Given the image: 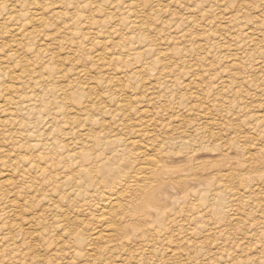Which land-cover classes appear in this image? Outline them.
Returning <instances> with one entry per match:
<instances>
[{"label":"rangeland","instance_id":"1","mask_svg":"<svg viewBox=\"0 0 264 264\" xmlns=\"http://www.w3.org/2000/svg\"><path fill=\"white\" fill-rule=\"evenodd\" d=\"M129 1L0 0V264H264V0Z\"/></svg>","mask_w":264,"mask_h":264},{"label":"bare ground","instance_id":"2","mask_svg":"<svg viewBox=\"0 0 264 264\" xmlns=\"http://www.w3.org/2000/svg\"><path fill=\"white\" fill-rule=\"evenodd\" d=\"M20 1V0H19ZM24 1V0H23ZM29 1V0H28ZM132 1V2H131ZM131 1H129V3L131 2V4H133V1L134 0H131ZM179 1V0H178ZM221 1H223V0H221ZM225 1V0H224ZM15 2V1H14ZM27 2V1H26ZM135 3V2H134ZM22 4H23V2H22ZM41 4V3H40ZM98 4V3H97ZM25 5H26V3H25ZM134 5V4H133ZM22 6V5H21ZM146 6V5H145ZM134 7V6H133ZM136 7V6H135ZM244 7V6H243ZM246 8V7H245ZM23 9V8H22ZM129 9H131V8H129ZM133 9H135V8H133ZM3 10H5V9H3ZM25 10V9H24ZM142 10V9H141ZM15 11H17V10H15ZM135 11H136V9H135ZM194 11V10H193ZM12 12H14V10L12 11ZM22 12V13H21ZM21 12L20 11H17L16 13H12V14H10V13H8L7 15H8V17H9V20H23V18H22V15L24 14V15H26V13H28V12H24L23 13V11L21 10ZM35 12H37L36 10H35ZM62 12V11H61ZM132 12V11H131ZM34 13V12H33ZM55 13H57V12H55ZM2 14V13H1ZM228 14H230V13H228ZM138 15V14H137ZM208 15V14H207ZM234 16H231L230 15V19L229 20H227V21H230L231 23L232 22H234L235 20H236V17H235V14H233ZM36 16H38V14L37 15H34L33 17H32V20H34L33 18H35ZM117 16V15H116ZM61 17V16H60ZM135 17V16H134ZM197 17V16H196ZM201 17H202V15H201ZM261 17V16H260ZM39 21H40V19H45V18H43L42 17V15L41 16H39V17H36ZM58 18V17H57ZM238 18V17H237ZM5 19V18H4ZM31 19V18H30ZM118 19V18H117ZM135 26H138V28H139V26H142L143 24H144V21L142 20V19H139V16H136L135 17ZM224 19V18H223ZM239 19V18H238ZM244 19V18H243ZM7 20V19H6ZM14 20V21H15ZM13 21V22H14ZM38 21V22H39ZM130 21V20H129ZM180 21V20H179ZM178 21V22H179ZM41 22H43V21H41ZM125 22V21H124ZM196 23V22H195ZM194 23V24H195ZM229 23V22H228ZM42 24V23H41ZM23 25V24H22ZM133 25V24H132ZM145 25V24H144ZM249 25V24H248ZM83 26V25H82ZM235 26V25H234ZM238 26V25H237ZM115 27V26H114ZM17 28H19V27H17ZM16 28V29H17ZM141 28V27H140ZM185 28V27H184ZM91 29V28H90ZM186 29V28H185ZM228 29V28H227ZM245 29V28H244ZM257 29V28H256ZM115 30V29H114ZM187 30V29H186ZM198 30V29H197ZM19 31V30H18ZM28 31V30H27ZM251 31V30H250ZM260 32V31H259ZM50 33V32H49ZM110 33V32H109ZM228 33V32H227ZM250 33V32H249ZM184 35V34H183ZM186 35V34H185ZM236 35V34H235ZM113 36V35H112ZM111 36V37H112ZM192 36V35H191ZM204 36V35H203ZM234 36V35H233ZM77 37V36H76ZM179 37V36H178ZM188 37V36H187ZM190 37V36H189ZM212 37V36H211ZM218 37V36H217ZM221 37V36H220ZM257 37V36H256ZM186 38V37H185ZM196 38V37H195ZM204 38V37H203ZM225 38V37H224ZM67 39V38H66ZM187 39V38H186ZM219 39V38H218ZM151 40V39H150ZM179 40V39H178ZM259 40V39H258ZM11 41V40H10ZM41 41V40H40ZM219 41V40H218ZM6 42V41H5ZM15 42V41H14ZM84 42V41H83ZM192 42V41H191ZM20 43V42H19ZM197 43V42H196ZM225 43L226 42H224V45H225ZM193 44V43H192ZM250 44V43H249ZM20 45V44H19ZM18 45V43H17V46H19ZM150 45H152V44H150ZM222 45H223V43H222ZM206 46V45H205ZM23 47H24V45H23ZM33 47V46H32ZM58 47V46H57ZM212 47V46H211ZM228 47H229V43H228ZM234 47V46H233ZM21 48V47H20ZM81 48V47H80ZM208 48V47H207ZM226 48H227V45H226ZM235 48V47H234ZM237 48V47H236ZM16 49V48H15ZM32 49V48H31ZM46 49V48H45ZM228 49V48H227ZM240 49V48H239ZM254 49V48H253ZM26 50V49H25ZM40 50V49H39ZM168 50V49H167ZM17 51V50H16ZM15 51V52H16ZM21 51V50H20ZM23 51V50H22ZM37 51V50H36ZM41 51V50H40ZM162 51V50H161ZM204 51V50H203ZM18 52V51H17ZM29 52H30V50H29ZM186 52V51H185ZM197 52V51H196ZM21 53H25V52H21ZM38 53V52H37ZM77 53V52H76ZM229 53V52H228ZM30 54V53H29ZM28 54V55H29ZM36 54V53H35ZM41 54V53H40ZM162 54V53H161ZM163 54H164V52H163ZM170 54V53H169ZM233 54V53H232ZM15 54H7V56H8V59L6 60V62L9 60V58L10 59H12V57L14 56ZM17 55V54H16ZM22 55V54H21ZM21 55H19V57L21 56ZM25 56V55H24ZM229 56H231V58L233 57L232 55H229ZM2 57V56H1ZM26 57V56H25ZM35 57V56H34ZM36 57H38L37 55H36ZM4 58V57H3ZM22 58H24V57H22ZM32 58V57H31ZM172 58V57H171ZM226 58V57H225ZM16 60H17V58H15ZM14 59V62H13V64H15V60ZM13 60V59H12ZM27 60V59H26ZM101 60V59H100ZM205 60V59H204ZM17 61H19V59L17 60ZM28 62L30 61V60H27ZM72 61V60H71ZM83 61V60H82ZM175 61V60H174ZM198 61V60H197ZM196 61V62H197ZM233 61V60H232ZM43 62V61H42ZM109 62V61H108ZM153 62H155L156 64L158 63V60H157V58L153 61ZM161 62V61H160ZM20 63H21V61L20 62H18V66H21L20 65ZM27 63V62H26ZM171 63H173V62H171ZM41 64V63H40ZM156 64H154V65H156ZM236 64V63H235ZM235 64H232V65H235ZM12 65V64H11ZM50 65V64H49ZM15 66V65H14ZM29 66V65H28ZM22 67V66H21ZM53 67V66H52ZM6 68V67H5ZM18 68H20V67H18ZM23 68V67H22ZM9 69V68H8ZM3 69H0V72H4V71H2ZM19 70V69H18ZM23 70H24V68H23ZM23 70H21V73H22V71ZM84 70V69H83ZM82 70V71H83ZM58 71V70H57ZM14 72V71H13ZM24 72V71H23ZM140 72V71H139ZM8 72L7 71H5L3 74H7ZM15 73V72H14ZM80 73V72H79ZM82 73V72H81ZM10 74V73H9ZM16 74V73H15ZM14 74V75H15ZM24 74V73H23ZM22 74V75H23ZM27 74H28V72H27ZM32 74V73H31ZM31 74H30V76H31ZM35 74V73H34ZM115 74V73H114ZM20 74H17L16 75V78L19 76ZM26 75V74H25ZM46 75V74H45ZM44 75V76H45ZM66 75V74H65ZM76 75V74H75ZM81 75V74H80ZM41 76V75H40ZM68 76V75H67ZM4 77V76H3ZM15 77V76H14ZM24 78V77H23ZM22 78V76H21V79H23ZM25 78H27V77H25ZM30 78V77H29ZM35 78V77H34ZM33 78V79H34ZM41 78H43V77H41ZM52 78V77H51ZM55 78H56V76H55ZM113 78V77H112ZM20 79V80H21ZM32 79V80H33ZM45 79H46V76H45ZM119 79V78H118ZM150 79V78H149ZM172 79V78H171ZM25 80V79H24ZM31 80V79H30ZM35 80H38V79H36L35 78ZM43 80V79H42ZM121 80V79H120ZM19 81V80H18ZM39 81V80H38ZM41 81V80H40ZM39 81V82H40ZM160 81V80H159ZM172 81V80H171ZM38 82V83H39ZM54 82V81H53ZM26 83H27V81H26ZM25 83V84H26ZM29 83V82H28ZM36 83V82H35ZM69 83V82H68ZM107 83V82H106ZM121 83V82H120ZM192 83H193V81H192ZM1 84V83H0ZM32 84V83H31ZM30 83H29V86L31 85ZM37 84V83H36ZM35 84V85H36ZM41 85H43L42 83H40ZM54 84V83H53ZM118 84V83H117ZM116 84V85H117ZM19 85V84H18ZM23 85V84H22ZM27 85V84H26ZM40 85V86H41ZM47 85V84H46ZM99 85V84H98ZM172 85V84H171ZM199 85V84H198ZM197 85V86H198ZM6 86V85H5ZM28 86V85H27ZM33 86H34V84H33ZM60 86V85H59ZM65 86V85H64ZM97 86V85H96ZM168 86V85H167ZM173 86V85H172ZM196 86V87H197ZM229 86V85H228ZM21 88H22V86H20ZM23 87H26V86H23ZM32 87V86H31ZM37 87H39V86H37ZM92 87V86H91ZM98 87V86H97ZM100 87V86H99ZM188 87V86H187ZM227 87V86H226ZM8 88H11V90L14 88V85L13 86H10V87H8ZM8 88H6V89H8ZM15 88H17V85L15 86ZM14 88V89H15ZM20 88V89H21ZM57 88V87H56ZM62 87H60V89H61ZM72 88V87H71ZM233 88V87H232ZM80 89V88H79ZM167 89V88H166ZM228 89V88H227ZM226 89V90H227ZM37 90V89H36ZM62 90V89H61ZM115 90V89H114ZM155 90V89H154ZM159 90V89H158ZM1 91V90H0ZM7 91V90H6ZM13 91V90H12ZM16 92H17V90H15ZM31 91L33 92V91H35V89L34 90H32L31 89ZM38 91V90H37ZM63 91V93H64V95H65V97L64 98H68V96L70 97V94H69V92L67 93L65 90H62ZM78 91V90H77ZM85 91V90H84ZM88 91V90H87ZM227 91H229V90H227ZM3 92V91H2ZM1 92V93H2ZM14 92V91H13ZM21 92V91H20ZM20 92H19V94H20ZM40 92V91H39ZM45 92V94L48 92V91H44ZM50 92V91H49ZM108 92V91H107ZM116 92V91H115ZM203 92V91H202ZM10 93H12V92H10ZM15 93V92H14ZM22 94H23V91L21 92ZM25 93V92H24ZM27 93V92H26ZM25 93V94H26ZM36 93V92H35ZM38 93V92H37ZM43 93V92H42ZM58 93V92H57ZM59 93H60V91H59ZM62 93V94H63ZM74 94V90H73V92H71V94ZM76 93V92H75ZM21 94V95H22ZM29 94V93H28ZM39 94V93H38ZM41 94V93H40ZM51 94H54V93H51ZM61 94V93H60ZM72 94V95H73ZM102 94V93H101ZM118 94V93H117ZM144 94V93H143ZM193 94V93H192ZM10 95V94H9ZM15 95H17V94H15ZM14 94H12V96H10V97H8V98H6V100H4L5 102H4V106L1 108V110L5 113V112H8V117H6L10 122H12V123H17V119H19V115L17 116V115H15V117H14V113H16L17 112V110H14L13 108H18V107H21V105H25V103L27 102L26 100H25V97L24 96H20L19 98H17L16 99V96H15ZM30 95V94H29ZM33 95V94H32ZM43 95H44V93H43ZM49 95V94H48ZM59 95V94H58ZM57 95V96H58ZM63 95V96H64ZM104 95V94H103ZM197 95V94H196ZM35 96V95H34ZM45 96V95H44ZM60 96L61 95H59V97H57V98H59L60 99ZM106 96V95H105ZM146 96V95H145ZM36 97V96H35ZM38 98H39V96H37ZM41 97V96H40ZM56 97V96H55ZM72 98H74V96H71ZM70 97V98H71ZM80 97H81V95H80ZM91 97V96H90ZM102 97V96H101ZM112 97V96H111ZM195 97V96H194ZM29 98V97H28ZM37 98V99H38ZM52 98H54L53 96L51 97V99ZM56 98V99H57ZM62 99H64L63 97H61ZM76 98V97H75ZM108 98V97H107ZM106 98V99H107ZM110 98V97H109ZM207 98V97H206ZM48 100V101H51V102H49V103H52V100ZM91 99V98H90ZM113 99V98H112ZM40 100V99H39ZM39 100H38V102H39ZM104 100V99H103ZM110 100H111V98H110ZM32 101V100H31ZM30 101V102H31ZM47 101V102H48ZM70 101V100H69ZM91 100H89L88 101V103L90 102ZM92 101H93V99H92ZM122 101V100H121ZM37 102V101H36ZM83 102V101H82ZM84 102H86V100L84 101ZM32 103V102H31ZM43 103V102H42ZM65 103V102H64ZM86 104V106H89L87 109L89 110V109H92V107H95L94 109H96V107L99 105H96V102L95 103H93L92 102V104L91 103H89V104ZM108 103V102H107ZM112 103V102H111ZM131 103V102H130ZM149 103V102H148ZM154 103V102H153ZM110 104V103H109ZM123 104V103H122ZM73 105V104H72ZM118 105H120V102H119V104ZM51 106H53V103H52V105ZM60 106V105H59ZM67 106V105H66ZM76 106V105H75ZM75 106H74V108H75ZM121 106V105H120ZM127 106V105H126ZM154 106V105H153ZM156 106V105H155ZM154 106V107H155ZM162 106V105H161ZM39 107H42V106H39ZM43 107H44V105H43ZM76 107H78V106H76ZM99 107V106H98ZM104 107H106V106H104ZM112 106H110L109 108H105V110L103 109V112L102 113H104V115H107V114H110V118L111 119H114L115 117H117V115L120 113V112H122L123 110H125V108L121 111H119L118 109H113L114 107H116V105H114V107H112ZM163 107V106H162ZM198 107V106H197ZM38 108V107H37ZM36 108V109H37ZM50 108V107H49ZM54 108V107H53ZM57 108V107H56ZM83 108V107H82ZM82 108H79V109H82ZM86 108V107H85ZM100 108V107H99ZM98 108V109H99ZM101 108H103L102 107V105H101ZM100 108V109H101ZM121 108H123L122 106H121ZM137 108V107H136ZM153 108V107H152ZM20 109V108H19ZM18 109V110H19ZM47 109V108H46ZM155 109V108H154ZM159 109V108H158ZM11 110V111H10ZM23 110H25V112H26V110H35L34 109V105H33V107L32 106H29V107H26L25 109L23 108L21 111H23ZM41 110V109H40ZM44 110V109H43ZM149 110V109H148ZM1 111V112H2ZM48 111H50V109L48 110ZM100 111V110H99ZM2 112V113H3ZM41 112V111H40ZM39 112V110H38V114L40 113ZM44 112V111H43ZM51 112V111H50ZM49 112V113H50ZM86 112H88V111H86ZM90 112V111H89ZM140 112V111H139ZM148 112V111H147ZM190 112V111H189ZM192 112V111H191ZM20 113V112H19ZM68 113V112H67ZM160 113V112H159ZM63 114V113H62ZM143 114V113H142ZM145 114V113H144ZM143 114V115H144ZM151 114V113H150ZM153 115V114H152ZM11 116V117H10ZM20 116H21V114H20ZM46 116H47V114H46ZM57 116H60V115H57ZM56 116V117H57ZM89 116V115H88ZM127 116V115H126ZM264 116V115H263ZM37 117V116H36ZM42 117H44V116H42ZM54 117V116H53ZM65 117H66V115H65ZM70 117V116H69ZM86 117V116H85ZM105 117V116H104ZM125 117V116H124ZM139 117V116H138ZM142 117V116H141ZM141 117H139V118H141ZM204 117V116H203ZM27 118H29V117H27ZM55 118V117H54ZM57 119V118H56ZM71 119V118H70ZM76 119V118H75ZM88 119V123L90 122V123H96V124H103V123H105V121H107V120H104L103 119V117H101V118H95V114L94 115H92L91 114V116H90V118L88 117L87 118ZM147 119V118H146ZM151 119V118H150ZM162 119V118H161ZM164 119V118H163ZM7 120V121H8ZM124 120V119H123ZM149 120V119H148ZM157 120V119H156ZM1 121H3L2 119H0V122ZM53 121H54V119H53ZM57 121V120H56ZM67 121V120H66ZM108 121H110V120H108ZM119 121V120H118ZM26 122V121H25ZM70 122H72V121H70ZM4 123L5 122H2V125H4ZM11 123V124H12ZM69 123V122H68ZM87 123V124H88ZM116 123H118V122H116ZM10 124V123H9ZM28 124V123H27ZM32 124V123H31ZM86 124V125H87ZM163 124V123H162ZM122 125V124H121ZM132 125V124H131ZM143 125V124H142ZM160 125V124H159ZM75 126H77V125H75ZM119 126V125H118ZM195 126V125H194ZM122 127V126H121ZM131 127V126H130ZM151 127V126H150ZM1 128V127H0ZM106 128V127H105ZM125 128V127H124ZM2 129V128H1ZM20 129V128H19ZM88 129V128H87ZM91 129V128H90ZM89 129V130H90ZM108 129V128H107ZM31 130V129H30ZM154 130V129H153ZM2 131V130H1ZM24 131H25V129H24ZM138 131V130H137ZM145 131V130H144ZM30 132V131H29ZM67 132H69V131H67ZM83 132V131H82ZM90 132V131H89ZM136 132V131H135ZM71 133V132H70ZM86 133H88L87 131H86ZM145 133H147V132H145ZM166 133V132H165ZM1 134V133H0ZM4 134V133H3ZM79 134H80V132H79ZM84 134V133H83ZM82 134V135H83ZM123 134V133H122ZM157 134V133H156ZM127 135H129V134H127ZM126 135V136H127ZM145 135V134H144ZM74 136V135H73ZM79 136V135H78ZM84 136V135H83ZM87 136V135H86ZM114 136V135H113ZM117 136V135H116ZM115 136V137H116ZM81 137V136H80ZM94 137V136H93ZM129 137V136H128ZM131 137V136H130ZM95 138V137H94ZM97 138V137H96ZM121 138V137H120ZM124 138V137H123ZM133 138V137H132ZM159 138V137H158ZM27 139V138H26ZM45 139V138H44ZM69 139H70V137H69ZM77 139V138H76ZM82 139V138H81ZM87 139V138H86ZM24 140V139H23ZM85 140V139H84ZM92 140V139H91ZM138 140L139 139H137V142H138ZM159 140V139H158ZM45 141H47V138H46V140ZM44 141V142H45ZM51 141V140H50ZM78 141V140H77ZM94 141V140H93ZM92 141V142H93ZM96 141V140H95ZM99 141H101V140H99ZM111 141V140H110ZM153 141V140H152ZM81 142H83V141H81ZM90 142V141H89ZM114 142H115V140H114ZM124 142V141H123ZM122 142V143H123ZM126 142V141H125ZM137 142L136 141H130V142H128V143H130V144H133V145H135V143L137 144ZM146 142V141H145ZM168 142V141H167ZM83 143H85V141L83 142ZM82 143V144H83ZM94 143V142H93ZM118 143V142H117ZM121 143V142H120ZM122 143H121V145H122ZM141 143V142H140ZM148 143V142H147ZM53 144H54V142H53ZM126 144V143H125ZM155 143H152V145H154ZM50 145H52V144H50ZM55 145V144H54ZM74 145V144H73ZM143 145H144V143H143ZM60 146V145H59ZM118 146H120V145H118ZM123 146H125V145H123ZM157 146H160V145H157ZM135 147V146H134ZM141 147V146H140ZM147 147V146H146ZM149 147V146H148ZM136 148V147H135ZM154 148H155V145H154ZM160 148V147H159ZM117 149V148H116ZM142 149V148H141ZM81 150V149H80ZM136 150H138V149H136ZM150 150H152V149H150ZM90 151V150H89ZM142 151V150H141ZM144 151V150H143ZM158 151H161L160 149H158ZM136 152V151H135ZM138 152V151H137ZM157 152V151H156ZM145 154L147 153V151L146 152H144ZM136 154V153H135ZM140 156L142 157V159H144L146 162H147V164L149 165H147V166H145V165H140V167L138 168V171H141V172H146V170H148L147 171V173H150L151 171H153V176L155 177H157V175H159L160 176V174H162L163 173V171L165 170V167L162 165V166H160V165H158V163H157V161L158 160H155L154 159V161H151V158H149V157H143L141 154H140ZM140 156L139 155H136V157L135 156H133L134 158H140ZM145 156H147V155H145ZM150 156V155H149ZM155 156V155H154ZM96 159V158H95ZM53 160V159H52ZM85 161H88V162H90L89 161V158H88V154L85 156V159H84ZM95 161L96 160H93L91 163L93 164V163H95ZM52 162V161H51ZM83 163V162H82ZM81 163V165L84 167V166H86L87 164H86V162H84L86 165H84V164H82ZM91 163H88V164H90V166L88 165V166H86L85 168H83L82 169V171L84 172L83 174H85V175H88V173H89V175H91V173H93L94 172V167H96V165L95 164H93L92 166H91ZM55 165V164H54ZM80 166V165H79ZM98 167V166H97ZM96 167V168H97ZM80 168V167H79ZM97 170V169H96ZM95 170V171H96ZM80 171V170H79ZM93 171V172H92ZM165 172V171H164ZM93 175V174H92ZM161 176H163V174L161 175ZM83 177H84V175H83ZM171 177V176H170ZM177 177V176H176ZM91 181H92V183H94L95 182V178L94 177H92L91 176ZM94 178V179H93ZM169 178V177H168ZM148 179H149V175H145L144 176V179H142V181L144 182V185H140V191L142 190L143 191V193H144V197L141 199V201H140V203L139 204H136V206H135V208H134V212L135 213H137V212H141V211H144V209H145V207H147L148 206V204H152L154 207H156V208H159L160 207V205H161V203L160 202H158L157 201V197L159 196V192H161L162 190L161 189H158V188H155L154 187V184H150L149 182H148ZM177 179V178H176ZM159 180H161L160 178H159ZM164 180V179H163ZM162 180V181H163ZM173 180V179H172ZM175 180V179H174ZM182 180V179H181ZM180 180V181H181ZM167 181V180H166ZM176 181V180H175ZM158 182H160V181H158ZM165 182V181H164ZM174 182V181H173ZM181 182H183V181H181ZM177 183H178V181H177ZM100 184V183H99ZM160 184V183H159ZM162 185V184H161ZM98 187H99V185H98ZM160 187V186H159ZM139 193V192H138ZM100 194V193H99ZM102 194H105V193H102ZM101 194V197L103 196ZM92 195H94V194H92ZM112 196V195H111ZM235 196V195H234ZM92 197V196H91ZM95 197V196H94ZM98 197H100V195L98 196ZM100 197V198H101ZM113 197V196H112ZM111 197V198H112ZM103 198H104V196H103ZM107 198V197H106ZM92 199V198H91ZM94 199V198H93ZM92 199V200H93ZM114 199V198H113ZM99 202V201H98ZM101 202V201H100ZM102 202H104V201H102ZM96 203V202H95ZM113 203H115V202H113ZM112 203V204H113ZM115 206H116V203H115ZM133 207V206H132ZM103 220V219H102ZM115 221V220H114ZM116 223V222H115ZM108 224V223H107ZM109 225V224H108ZM122 228V227H121ZM113 230H115V229H113ZM116 231V230H115ZM118 231V230H117Z\"/></svg>","mask_w":264,"mask_h":264}]
</instances>
